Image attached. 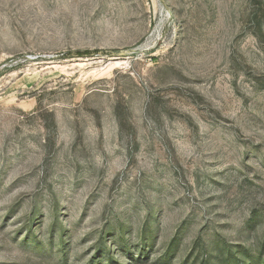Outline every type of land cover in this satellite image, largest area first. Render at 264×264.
I'll use <instances>...</instances> for the list:
<instances>
[{
    "label": "rangeland",
    "instance_id": "rangeland-1",
    "mask_svg": "<svg viewBox=\"0 0 264 264\" xmlns=\"http://www.w3.org/2000/svg\"><path fill=\"white\" fill-rule=\"evenodd\" d=\"M0 264H264V0H0Z\"/></svg>",
    "mask_w": 264,
    "mask_h": 264
},
{
    "label": "trees",
    "instance_id": "trees-1",
    "mask_svg": "<svg viewBox=\"0 0 264 264\" xmlns=\"http://www.w3.org/2000/svg\"><path fill=\"white\" fill-rule=\"evenodd\" d=\"M97 50H71L67 53V57H84V56H90L95 53H97Z\"/></svg>",
    "mask_w": 264,
    "mask_h": 264
}]
</instances>
